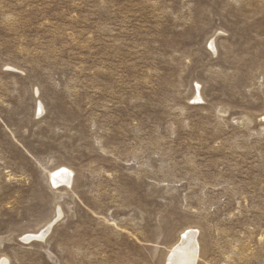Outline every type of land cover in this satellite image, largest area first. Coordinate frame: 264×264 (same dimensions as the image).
Instances as JSON below:
<instances>
[{"label":"rangeland","instance_id":"obj_1","mask_svg":"<svg viewBox=\"0 0 264 264\" xmlns=\"http://www.w3.org/2000/svg\"><path fill=\"white\" fill-rule=\"evenodd\" d=\"M186 231L264 264V0H0V264H167Z\"/></svg>","mask_w":264,"mask_h":264},{"label":"bare ground","instance_id":"obj_2","mask_svg":"<svg viewBox=\"0 0 264 264\" xmlns=\"http://www.w3.org/2000/svg\"><path fill=\"white\" fill-rule=\"evenodd\" d=\"M64 170V169H63ZM63 176V181L68 182L69 172H59L52 174V181L56 180V176ZM197 242L192 231H186L181 235L180 242L172 249L167 264H195Z\"/></svg>","mask_w":264,"mask_h":264}]
</instances>
